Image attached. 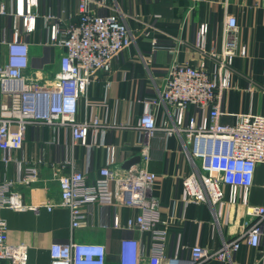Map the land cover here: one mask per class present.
I'll use <instances>...</instances> for the list:
<instances>
[{
  "label": "built area",
  "instance_id": "obj_1",
  "mask_svg": "<svg viewBox=\"0 0 264 264\" xmlns=\"http://www.w3.org/2000/svg\"><path fill=\"white\" fill-rule=\"evenodd\" d=\"M92 3L79 0L77 12L67 18L52 12L42 15L46 32L43 42L61 49L58 70L42 81L28 72L31 50L24 38L37 28L39 0H11V6L7 0H0V19L14 17L12 38H8L6 29L0 31V46H7L5 60L0 58V264L29 263V245L9 241V226L2 210L54 207L52 203L28 205L16 188L18 183L30 185L37 181L40 165L46 160L44 151L36 159L17 155L24 149L27 130L33 125L63 127L70 133L64 160L51 166L60 184L59 205L70 213L71 236L51 244V264H107L106 244L74 238L76 229L95 224V206L119 205L131 211L124 222L119 215L112 221V227H125L138 234L121 239L118 264L222 262L230 260L243 243L259 247L264 234V205L248 203L243 230L236 238L224 240L217 248L197 243L188 255L168 256L169 222L163 219L155 193L157 173L145 165L120 171L113 154L97 169L94 178L88 169L79 167L77 147L92 148L90 130L105 131L109 126L98 115L78 119L79 102L96 72L109 71L117 55L133 42L123 13L101 15L93 10ZM199 29L198 46L203 50L209 25L202 23ZM237 29V17L228 14L225 32ZM246 52L245 46L227 43L213 69L191 61L171 62L162 88L155 96L144 99L146 109L138 118L137 127L150 137H180L191 165V171L182 177L185 194L212 206L225 205V186L232 187L233 202H246L257 165L264 163V115L239 113L233 124L221 121V96L233 86L234 59ZM161 104L167 107L168 117L158 120L155 108ZM190 107L205 114L202 121L195 115L185 116ZM44 144L53 145L55 141ZM142 156L145 161L150 159L147 149L143 148Z\"/></svg>",
  "mask_w": 264,
  "mask_h": 264
},
{
  "label": "crops",
  "instance_id": "obj_2",
  "mask_svg": "<svg viewBox=\"0 0 264 264\" xmlns=\"http://www.w3.org/2000/svg\"><path fill=\"white\" fill-rule=\"evenodd\" d=\"M92 1V8L98 14L123 13L133 42L117 55L109 71L96 72L79 102L78 119L98 115L109 125L105 131L90 130L88 140L94 143L92 148L77 147L79 167L88 169L94 178L97 169L113 154L120 171L145 165L157 173L155 193L160 199L163 219L169 222L168 256L188 255L197 243L217 248L224 240L236 238L247 218V204L264 205V163L257 165L246 202L242 199L233 202V189L225 186V205L212 206L185 194L182 177L191 171V165L180 137L162 134L150 137L137 123L146 109L144 99L155 96L162 88L171 62L191 61L213 69L227 43L245 46L247 52L234 59L233 86L221 96V121L233 124L239 113L264 115V0H107L105 4L101 0ZM7 3L11 6V0ZM78 3L79 0H39L37 28L24 36L30 43L28 72L31 75L47 80L60 65L61 49L43 42L46 32L42 15L52 12L67 18L77 12ZM228 14L237 17V31L225 32ZM13 23L12 15L0 19V31L6 29L9 39L13 35ZM202 23L209 25L203 50L198 46ZM6 51L7 46L1 45V61L5 60ZM155 113L158 120L168 117V109L163 104L155 108ZM192 115L198 121L205 116L190 107L185 116ZM51 140L55 144L45 146L44 142ZM25 141L24 149L17 153L19 157L36 159L44 151L46 160L40 165L37 181L30 185L18 183L16 188L26 204L52 203L54 207L51 210L45 206L38 210L29 207L21 211L5 208L2 214L8 222L9 241L29 245L28 264H51V244L67 241L71 236L70 213L59 205L60 184L51 166L64 160L70 133L63 127L33 125L27 130ZM143 148L149 152L148 161L142 156ZM133 158L137 159L132 165L123 166ZM11 175L14 177L13 171ZM95 213V224L76 229L74 238L106 244L107 264H118L121 239L138 234L125 227H112V221L119 215L124 222L131 211L113 205L95 206ZM202 264H264V234L259 247L243 243L230 260H209Z\"/></svg>",
  "mask_w": 264,
  "mask_h": 264
},
{
  "label": "water",
  "instance_id": "obj_3",
  "mask_svg": "<svg viewBox=\"0 0 264 264\" xmlns=\"http://www.w3.org/2000/svg\"><path fill=\"white\" fill-rule=\"evenodd\" d=\"M137 158H133V159H130L128 160L123 166H130L132 165L135 161H136Z\"/></svg>",
  "mask_w": 264,
  "mask_h": 264
}]
</instances>
